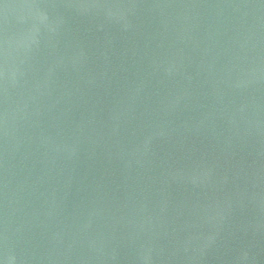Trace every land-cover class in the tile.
Masks as SVG:
<instances>
[{
  "label": "water",
  "instance_id": "1",
  "mask_svg": "<svg viewBox=\"0 0 264 264\" xmlns=\"http://www.w3.org/2000/svg\"><path fill=\"white\" fill-rule=\"evenodd\" d=\"M0 264H264V0H0Z\"/></svg>",
  "mask_w": 264,
  "mask_h": 264
}]
</instances>
